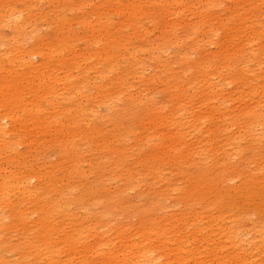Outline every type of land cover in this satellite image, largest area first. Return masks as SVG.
<instances>
[{"label": "rangeland", "instance_id": "obj_1", "mask_svg": "<svg viewBox=\"0 0 264 264\" xmlns=\"http://www.w3.org/2000/svg\"><path fill=\"white\" fill-rule=\"evenodd\" d=\"M18 76L48 92L20 97L25 111L0 103V184L16 185L0 196V264H32L31 243L46 257L43 229L59 260L44 264H64L79 259L62 253L72 234L84 236L77 251L96 234L119 246L144 224L166 233L150 243L160 263H175L178 241L197 264L252 242L264 258V130L247 114L264 117V0H0V84ZM33 194L62 211L43 229Z\"/></svg>", "mask_w": 264, "mask_h": 264}, {"label": "bare ground", "instance_id": "obj_2", "mask_svg": "<svg viewBox=\"0 0 264 264\" xmlns=\"http://www.w3.org/2000/svg\"><path fill=\"white\" fill-rule=\"evenodd\" d=\"M143 1V0H141ZM141 10V7H138V11ZM136 17H134L133 21L135 22ZM131 25L133 26L132 21L130 20ZM87 28H91V25H86ZM66 34V33H64ZM112 45L108 47L109 50H118L120 47H124V44H119L120 40L116 41H111L110 42ZM38 54L42 57V53L38 51ZM54 55H51V58H53ZM6 76H10V74H6ZM4 76V78L6 77ZM22 76V75H20ZM18 76V77H20ZM1 79V84H0V103L3 108L6 110H10L11 108L14 107H20L19 110L25 111V107L21 105L20 103V97L25 96H31V97H40L41 93H47L48 91L44 86L41 84L40 81H33V80H25L23 77H20L19 81H14V80H5ZM10 82L7 84V82ZM65 83L70 84V78L68 75H66L65 78ZM34 100L32 99L33 103L32 106L35 107L34 114H38L40 111L38 110V106L35 104ZM7 117H10L12 119V114L9 113H4ZM250 117V123H261L264 130V117L260 116L259 114L253 113V111H250L247 113ZM248 115L246 116L248 118ZM6 116H2V118H7ZM44 119L40 117L34 118V123L36 125L42 124V121ZM17 121V120H15ZM33 121V120H31ZM46 121V120H45ZM14 122V120H13ZM21 124L22 127H25V123L21 121H17ZM158 122V121H157ZM156 121L150 122V124H157ZM79 125L77 122L73 125L72 129H77ZM1 123H0V130H1ZM264 134H261L260 136L263 137ZM185 137L184 136H176L169 138L167 143V148H170L172 146H175L176 143H182L184 142ZM152 160V163H155L157 161V154L154 153L153 156L150 158L148 156L145 157V159L142 161L143 163L150 162ZM33 177V176H32ZM5 180L0 184V196L4 197L8 193L9 188H15V183H12L8 180H6V177H3ZM27 180V179H26ZM52 182V178L50 177L48 180V184ZM184 191V190H183ZM185 192V191H184ZM184 192H181V194H184ZM34 195V203L37 202L39 205L41 202L42 204L37 206L36 208L33 209L32 213L33 214H39V220L38 224L40 227L43 229L47 227L48 223L52 221V216L53 214H58L62 211H60V208L57 207L56 201L53 200H48L46 196H42L41 198L38 197V195ZM89 195V197H92L95 202H99L100 204L102 203L103 199L98 197V195L90 188H87L86 194ZM190 196V195H189ZM192 196V195H191ZM119 199V198H117ZM41 201V202H40ZM121 205L119 201H112L109 202L108 200L106 201V204L104 205V209H108L114 206H119ZM122 208V207H121ZM15 217L18 220V224L23 226V222L25 221V216L23 214V210L21 208L17 209V212L15 214ZM218 219L215 218L214 223L217 225ZM218 227L215 229L218 233L217 235L214 233L215 236H218L219 234V228H222L221 226H216ZM205 229L204 227H198L197 233L200 234L201 239H199V242L204 238L205 236ZM214 230V232H216ZM124 233H120L118 236L119 240V246H116V243L114 242L115 239H117V233L114 235V237H104L102 234H96L97 240L93 244H87L86 242H82L83 247L80 251H77L76 245L80 243L83 239L84 236L81 234L76 233V235L72 234L70 237L64 239L62 241L63 244V250L62 253H67L70 256L77 255L79 253V259L77 263H72L70 261L69 263H64V264H197V260H199L201 254L199 251H195L196 253L191 252L189 257H183L181 252L185 249L186 247L181 241H178L176 247L174 250H172L171 256L174 257L175 263L173 261H166L165 263H160L158 262V259H156V256L152 255L154 250L151 248V244H153V239H158V242L161 245H164L167 241L166 233L161 232L157 233L155 232L154 228L150 225H142L140 230L136 233V235L129 234V232L123 231ZM50 237V231L48 229H43V233L41 235V242L42 244L41 249L43 250H48V253H46V257H41L40 253L41 250L39 247H35L33 243H31V250L28 252H24L25 254L22 257H27V256H32L34 257L35 261L32 264H44L45 261H53L55 263H59V260H54V255L58 252H55L53 248H56V246L49 245L48 239ZM145 241L149 242V248L146 249L145 247ZM259 241L262 242L261 244L264 245V229L261 230L260 233V238ZM3 245L2 242H0V246ZM107 245V246H105ZM251 250L248 248L245 251L243 257H230L231 260H220L216 254H214L215 257V262L211 261L213 264H255L256 260L257 262H262L264 264V258L261 257L258 254V257H260V261L256 259V256L252 254V250L256 248V244L252 242V244L248 245ZM159 247L157 246L156 249ZM197 249H199L197 247ZM157 254V252H156ZM180 254L182 256H180ZM185 254V253H184ZM158 256V255H157ZM100 257V258H99ZM102 258V259H101ZM228 258V259H230ZM254 259V260H253ZM172 260V259H171ZM201 262V259L199 260Z\"/></svg>", "mask_w": 264, "mask_h": 264}]
</instances>
